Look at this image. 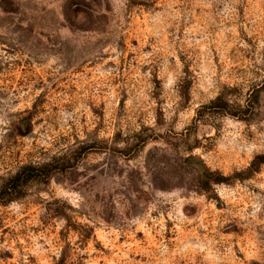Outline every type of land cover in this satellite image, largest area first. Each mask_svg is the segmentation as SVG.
Here are the masks:
<instances>
[{
  "label": "rangeland",
  "instance_id": "rangeland-1",
  "mask_svg": "<svg viewBox=\"0 0 264 264\" xmlns=\"http://www.w3.org/2000/svg\"><path fill=\"white\" fill-rule=\"evenodd\" d=\"M0 264H264V0H0Z\"/></svg>",
  "mask_w": 264,
  "mask_h": 264
},
{
  "label": "trees",
  "instance_id": "trees-1",
  "mask_svg": "<svg viewBox=\"0 0 264 264\" xmlns=\"http://www.w3.org/2000/svg\"><path fill=\"white\" fill-rule=\"evenodd\" d=\"M21 122V127L25 128L27 130L28 126H30L29 123V118L28 117H24L20 120ZM55 162V161H54ZM262 161H253L252 164L249 166V170L251 171H256V168H254V166L257 164H260ZM54 165L53 162H47V163H43V164H37V165H26L20 168V170L18 172H16L13 176H11L9 178V180L7 181V183L4 185L3 189L5 191L9 190L10 192L13 191L16 187L17 184L20 180V177L22 176H26V178H28L31 174H34V172H39L41 170H47L46 174H49L52 166ZM28 171V172H27ZM22 174V175H21ZM25 178V181H26Z\"/></svg>",
  "mask_w": 264,
  "mask_h": 264
}]
</instances>
